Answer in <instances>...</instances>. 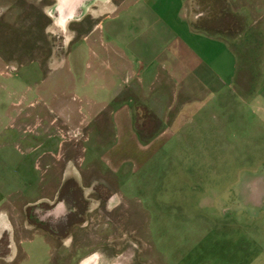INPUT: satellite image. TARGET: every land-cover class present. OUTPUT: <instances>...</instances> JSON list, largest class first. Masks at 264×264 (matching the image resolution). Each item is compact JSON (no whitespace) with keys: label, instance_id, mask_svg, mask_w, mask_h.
Masks as SVG:
<instances>
[{"label":"rangeland","instance_id":"374dc122","mask_svg":"<svg viewBox=\"0 0 264 264\" xmlns=\"http://www.w3.org/2000/svg\"><path fill=\"white\" fill-rule=\"evenodd\" d=\"M51 2L0 0V142L15 147L14 163L28 156L29 147L59 135V127H75L79 108L87 107L79 88L85 75L94 74L90 52L78 39L65 54L80 33L72 32L77 22L65 31L56 25L45 12ZM195 7L197 15L206 16L198 27L222 32L229 41L224 51L202 34L197 52L207 68L191 65L207 70L209 82L200 81L197 90L210 84L221 93L207 98L208 110H196L191 121L186 113L180 127L169 128L175 135L146 166L118 177L122 193L117 194L125 197L121 208H94L90 202L92 211L85 213L89 202L70 183L64 192L68 225L52 238L49 264H77L90 254L105 264H264V112L248 108L238 88L264 83L257 81L264 75V0H198ZM104 57L98 70L120 81L130 73L124 64L115 65L113 56ZM174 67L159 66L155 72L166 78ZM233 74L236 83L227 87ZM144 110L138 105V133L152 135L159 121ZM45 163L38 155V193L49 178ZM5 169L12 176L11 167ZM21 186H26L22 178ZM45 213L39 210L38 220ZM9 244L7 237L0 240V255L9 253ZM32 251L28 264L48 259L38 246ZM20 256L14 262L9 253L0 264H17Z\"/></svg>","mask_w":264,"mask_h":264},{"label":"crops","instance_id":"0c3cea01","mask_svg":"<svg viewBox=\"0 0 264 264\" xmlns=\"http://www.w3.org/2000/svg\"><path fill=\"white\" fill-rule=\"evenodd\" d=\"M197 2L99 1L91 14L96 20L102 16L100 20L92 26L83 25L72 30L80 34L67 43L65 54L70 53L72 43L79 39L90 52L92 61L89 65L95 68L94 74L85 75L79 88L82 96L87 98V107L79 108L77 125L64 131V127H59V135H49L45 142L29 147L28 156L17 163H14L15 147L6 148V144L0 142V240L7 237L10 242L11 261L15 262L21 253L17 264H28L36 245L40 248V256L48 257L38 264L50 263L52 238L62 234L60 229L64 228L61 227L68 225L69 208L64 192L70 183L80 189V199L89 202L85 213L92 211L90 202H95L94 208H121L125 197L117 194L122 193L118 177H126L146 166L175 135L169 128L180 127L187 118L184 117L186 113L191 121V114L199 113L196 110H208L207 98L221 93L217 85L212 87L210 84L205 88L201 84L203 89L197 90L200 81L209 82L205 78L207 70L198 72L191 68L195 62L207 68V61L197 52L196 40L202 34L224 47V51L229 48V41L222 32H213L207 26L198 27L206 16L196 14ZM102 10L106 12L101 14ZM105 54L113 56L115 65L131 68L130 73L120 81L114 73L98 70L96 66L104 62ZM163 65L175 66L166 78L159 71L155 72ZM134 66L140 70L133 71ZM229 78L227 87L237 80L235 74ZM257 81L264 82V75ZM238 88L244 99L247 98L248 108L264 112V83L262 87L261 84L251 87L248 83L247 87ZM140 104L147 114L156 116L160 126L145 139L137 129ZM83 142H88L89 147ZM38 155L46 162L43 171L49 172L39 193L35 188ZM6 165L13 170L12 176L6 172ZM21 178L26 186H21ZM258 203H261L260 198ZM43 208L46 213L39 214L38 220L36 213ZM77 208L72 207V210ZM47 217L54 219L58 226L56 230L45 226ZM64 239H70V235Z\"/></svg>","mask_w":264,"mask_h":264},{"label":"flooded vegetation","instance_id":"af4514ba","mask_svg":"<svg viewBox=\"0 0 264 264\" xmlns=\"http://www.w3.org/2000/svg\"><path fill=\"white\" fill-rule=\"evenodd\" d=\"M99 1H104V0H53V2L49 3L50 5L49 4L46 5L48 8L45 9V12L54 19V22L56 23V25L61 30L72 29L70 27V25L72 23L77 22V24H76L77 27L82 26L80 22L81 21L84 22L86 20V18H88V19L92 18L93 21H95L94 18L90 15H92L91 11L96 9L95 7L99 6ZM70 15L71 16L73 15L72 18L67 22V24L65 25L64 28H61L59 26V24H57L56 19L59 20L61 16H66V18H68V16H70ZM94 23H92L91 26ZM72 30H77V28H74ZM68 208H69V206H68ZM54 209L55 208H52V210H54ZM49 219H50L49 220L50 221V224H49L50 229L53 230V227L56 228L54 219L53 218H49ZM66 220L68 222L69 217H66ZM0 252H3V250H0ZM9 253H10V251H9ZM9 253L7 252L5 255H0V259L1 258L6 259V256H8ZM83 259L84 258H82L77 264H80ZM100 263L105 264L102 261H100Z\"/></svg>","mask_w":264,"mask_h":264},{"label":"bare ground","instance_id":"6f19581e","mask_svg":"<svg viewBox=\"0 0 264 264\" xmlns=\"http://www.w3.org/2000/svg\"><path fill=\"white\" fill-rule=\"evenodd\" d=\"M105 1V0H104ZM73 16V15H72ZM72 16H68V18H66V16H61L60 19H56L57 24H59V26L61 28H64L65 25L67 24V22L72 18ZM80 264H101L98 254H90L88 255L86 258H84ZM113 264H123L122 261H117Z\"/></svg>","mask_w":264,"mask_h":264},{"label":"trees","instance_id":"16d2710c","mask_svg":"<svg viewBox=\"0 0 264 264\" xmlns=\"http://www.w3.org/2000/svg\"><path fill=\"white\" fill-rule=\"evenodd\" d=\"M140 135H142V138H144V139H145V137H150L151 136L150 133L147 135V133L143 134L142 131H140Z\"/></svg>","mask_w":264,"mask_h":264}]
</instances>
